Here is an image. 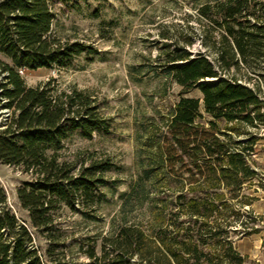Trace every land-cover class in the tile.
Masks as SVG:
<instances>
[{
    "label": "trees",
    "instance_id": "1",
    "mask_svg": "<svg viewBox=\"0 0 264 264\" xmlns=\"http://www.w3.org/2000/svg\"><path fill=\"white\" fill-rule=\"evenodd\" d=\"M198 13L210 25L203 27V45L213 58L192 56L189 39L172 48L165 44L164 55L173 82L184 91L197 89L202 97L179 98L153 134L152 164L171 178L188 175V188L173 198L176 210L168 219L158 216L148 232L124 223L102 241L99 254L88 252L90 264L243 262L228 240V229L240 218L222 191L235 199L243 184L256 177L247 161L255 142L250 136L244 142L233 140L219 122L231 124L233 131L264 126L263 88H248L236 76L253 74L264 82V0H210ZM54 18L53 0H0V108L8 114L0 130V164L29 177L16 191L19 208L27 213L24 224L0 188V264L53 262L52 252L64 242L55 236L59 228L51 213L62 205L71 211L83 206L96 188L106 185L105 173L113 168L108 159L77 165L59 154L72 132L89 138L108 131L96 100L85 91L58 92L52 81L28 87L19 74L65 68L82 53H96L53 38ZM226 74L231 78L222 77ZM233 214L235 221L230 220ZM257 233L251 228L246 234ZM41 236L49 243L43 255L27 246Z\"/></svg>",
    "mask_w": 264,
    "mask_h": 264
},
{
    "label": "rangeland",
    "instance_id": "2",
    "mask_svg": "<svg viewBox=\"0 0 264 264\" xmlns=\"http://www.w3.org/2000/svg\"><path fill=\"white\" fill-rule=\"evenodd\" d=\"M210 0H53L52 37L61 43H77L96 53H82L65 68L22 70L19 74L28 87L52 81L58 92H88L97 102L99 114L109 123L108 131L84 137L75 131L68 135L59 152L61 159L89 164L90 160L108 159L113 168L105 173L107 183L96 188L83 206L71 211L62 205L51 213L59 228L64 247L52 252L47 264H90L88 252L99 254L102 241L113 236L124 223L140 225L146 232L168 219L176 209L173 198L188 188V175L171 178L152 164L154 132L162 127L181 97L201 98L195 89L184 91L166 73L164 45L189 39L187 50L213 58L203 45V20L198 8ZM166 36L167 39H162ZM9 63L10 60H8ZM232 75V74H231ZM239 83L255 90L264 82L253 74H236ZM223 78H231L228 74ZM0 108V130L8 117ZM205 120L209 119L204 115ZM222 132L233 140H254L256 157L247 160L256 177L244 183L237 198L222 191L234 214L240 218L228 230V240L244 258L242 264H259L256 252L264 242L253 241L264 234V137L253 128L229 129L220 121ZM29 177L18 169L0 164V188L6 204L20 224L27 213L19 208L17 189ZM251 200V205L246 202ZM230 217L235 221L236 215ZM243 222V224H242ZM251 228L257 234L247 235ZM41 255L49 248L45 237H35L27 245ZM48 260V259H46ZM50 260V259H49Z\"/></svg>",
    "mask_w": 264,
    "mask_h": 264
},
{
    "label": "crops",
    "instance_id": "3",
    "mask_svg": "<svg viewBox=\"0 0 264 264\" xmlns=\"http://www.w3.org/2000/svg\"><path fill=\"white\" fill-rule=\"evenodd\" d=\"M252 236H255V235H252ZM253 239V241H259V242H264V234H261L260 236H259V238H252ZM256 256H258V263L259 264H264V244H263V248H262V250H260V251H258V252H256V254H255Z\"/></svg>",
    "mask_w": 264,
    "mask_h": 264
},
{
    "label": "built area",
    "instance_id": "4",
    "mask_svg": "<svg viewBox=\"0 0 264 264\" xmlns=\"http://www.w3.org/2000/svg\"><path fill=\"white\" fill-rule=\"evenodd\" d=\"M260 98V100L263 102V104H264V98H261V97H259ZM262 112L264 113V105H263V109H262ZM257 127L255 128L256 130H259L260 132H262L263 134L261 135V136H263L264 137V126H262V125H256ZM247 140V139H246ZM245 140V141H246ZM256 157V155H255V152L253 151V152H247V160H251L252 158H255Z\"/></svg>",
    "mask_w": 264,
    "mask_h": 264
}]
</instances>
